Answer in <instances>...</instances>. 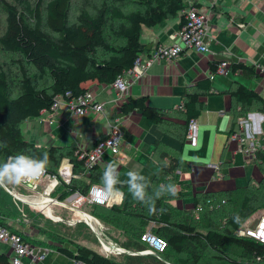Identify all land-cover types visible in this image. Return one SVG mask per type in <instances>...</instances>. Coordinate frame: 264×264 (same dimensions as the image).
I'll return each instance as SVG.
<instances>
[{
  "label": "trees",
  "instance_id": "trees-1",
  "mask_svg": "<svg viewBox=\"0 0 264 264\" xmlns=\"http://www.w3.org/2000/svg\"><path fill=\"white\" fill-rule=\"evenodd\" d=\"M0 6L5 14L0 33V142L7 145L0 147V163L20 153L36 158L47 153L46 171L54 175L64 158H69L77 176L70 183L61 180L52 196L66 201L76 193L87 195L91 185H103L101 176L105 168L97 164L89 170L84 168L83 160L76 154L78 147L39 146L27 140L23 122L51 109L59 96L71 100L85 93L87 81L113 83L124 69L133 65L137 56L151 51L141 40L143 28L175 17L188 5L185 0H81L73 10L72 0H0ZM184 21L183 13L181 25ZM219 64L212 63V72H217ZM229 70L258 73L253 65L243 62L230 63ZM211 89L210 78L199 80L184 96L183 107H176L186 119L183 138L190 120L197 119L204 109L202 97ZM232 94L236 100L232 111L235 123L228 135L236 122L246 117L247 108L257 105L264 113V97L256 90L239 83ZM134 110L142 112L162 130L180 135L178 123H163L170 109L150 105L147 95L129 96L118 114ZM259 136L262 139L264 131ZM256 156L264 164V148ZM161 157L156 175L147 179L149 194L161 184H174L177 171L191 169L190 161L182 153L170 154L164 149ZM223 164L220 161V166ZM115 191L123 194L122 201L110 205L90 203L95 214L92 215L101 223L97 231L102 238L134 254H105L69 237L73 249L64 243L62 235H53L60 241L55 245L39 243L37 239L34 242L32 237H27L28 240L55 247L90 264H264V244L236 233L249 217L264 209V177L219 195L205 194L196 198L191 208L172 204L173 196L164 194L155 201L154 213L133 199L126 183L117 184ZM34 207L43 210L42 206ZM19 209L0 186V222L8 225L10 217H21L23 213L27 216V210ZM148 231L167 241L163 252L142 253L149 248L142 239ZM10 263V256L0 251V264Z\"/></svg>",
  "mask_w": 264,
  "mask_h": 264
},
{
  "label": "crops",
  "instance_id": "crops-1",
  "mask_svg": "<svg viewBox=\"0 0 264 264\" xmlns=\"http://www.w3.org/2000/svg\"><path fill=\"white\" fill-rule=\"evenodd\" d=\"M185 2L187 8L197 4L209 17L207 52L202 53L183 45L178 57L153 62L146 73L135 79L122 96L112 83L87 81L84 86L94 91L96 102L102 105L101 110L91 108L85 114L78 115L65 104L57 110H43L39 116L23 122L26 139L39 146L66 145L88 149L97 139L106 136L114 125H119L122 131L120 150L117 153L105 152L97 165L105 168L109 162L116 164L120 183H126L130 170L152 179L158 171L162 160L161 151L164 149L170 154L182 153L190 161L191 169L187 172L179 170L174 176L177 192L170 202L179 207L191 208L195 199L205 194L219 195L246 186L249 181H260L264 177V164L257 161V156L246 159L236 142L228 143V132L235 123L232 111L236 100L232 90L239 83L256 90L264 97V0ZM183 13L184 10L155 26H145L141 35L142 42L151 48L160 44H172L176 41L172 35L181 29ZM224 60L229 61V65L239 62L253 65L258 73L244 74L243 71L231 70L227 73L212 72V63H221ZM207 78H210L212 89L202 97L204 109L197 117L199 141L198 145L193 146L188 142L186 134L182 137L186 119L177 108L187 91L199 80ZM141 95H147L148 103L152 106L170 109L163 123H178L181 130L179 136L162 130L139 110L126 115L118 114L121 105L129 96ZM244 119L249 123L252 133L262 134L264 113L257 105L246 109ZM237 123L238 121L234 127ZM229 147L231 151L227 150ZM220 161H224V164L215 169L212 164ZM256 169L263 173L261 177L254 174ZM251 170L252 175L249 174ZM79 195L76 193L69 198L76 199ZM122 196L121 192L113 191L111 204L120 203ZM54 205L52 204L53 207ZM76 208L79 209H71L84 215V219L86 216L95 218L100 224L96 217L82 210L81 205ZM52 216L58 217L55 214ZM89 224L94 227L93 223ZM96 232L98 233L97 230ZM67 246L74 249L71 243H67ZM102 247L105 250L103 244ZM93 248L98 250L95 246ZM120 248L127 250L121 246ZM0 251L9 256L12 254L7 243H0ZM128 251L109 253L134 254L133 251ZM26 261L31 259L27 257ZM32 264H73V258L51 247L44 260Z\"/></svg>",
  "mask_w": 264,
  "mask_h": 264
},
{
  "label": "built area",
  "instance_id": "built-area-1",
  "mask_svg": "<svg viewBox=\"0 0 264 264\" xmlns=\"http://www.w3.org/2000/svg\"><path fill=\"white\" fill-rule=\"evenodd\" d=\"M185 21L181 26V29L174 35L176 41L170 45L160 44L154 46L150 52L142 53L135 59L133 65L127 69H124L112 83L120 96L124 95L128 91L129 85L135 80L140 78L146 73L148 67L155 61L170 60L178 57L184 47H192L199 52H207L209 50L208 34L209 23L208 15L198 6H191L184 10ZM179 40V41H178ZM183 42L182 44L180 43ZM229 67V61L224 60L219 64L217 72L227 73ZM69 94V93H68ZM63 104L69 106L74 113L83 115L88 112L89 109L94 108L101 110L102 105L96 102L95 93L93 90L88 89L85 93L81 94L77 98L66 100L62 96L56 98L51 109L57 110ZM183 103L178 105V108H182ZM250 125L244 118L240 119L234 128V130L228 135V143L236 142L239 149L244 153L246 159H252L257 155V152L264 148V137L261 139L258 134H254L250 131ZM188 142L196 146L199 141V122L196 118H192L188 125V131L186 134ZM122 145V131L119 125H114L110 132L99 139H97L91 147L88 149H80L76 152L79 159L83 160V166L87 170L91 169L94 165L98 164L102 159V155L105 152L117 153ZM215 169H219L220 163L212 164ZM74 174V165L69 158H64L59 169L58 174L51 175L47 171L38 180L28 181L24 184L35 194L46 195L51 198L49 202L51 205H60L76 209L83 203H94L99 205H110L112 202V192H105L104 186L99 184H93L90 186L87 195H79L71 204L66 201H61L58 198L52 196L53 191L63 180L66 183H70ZM51 183V187L49 186ZM43 186V190L40 191V187ZM37 195V196H39ZM19 198V196H18ZM197 210H201L198 206ZM8 225L12 226V223ZM0 222V243H7L10 245L12 254L10 255V264H32L33 262H40L44 260L51 247L40 246L29 241L27 237L28 233L19 229V231H13ZM18 229V228H17ZM238 235L250 237L264 244V209L261 217L257 218L249 225H245L237 232ZM27 238V239H26ZM142 239L148 243L149 248L142 251V253L157 254L163 252L168 244L167 241L156 234L148 231L143 234ZM116 252V251H115ZM108 254V251H105ZM30 258L31 261H26V258ZM73 264H90L83 260L73 259Z\"/></svg>",
  "mask_w": 264,
  "mask_h": 264
},
{
  "label": "rangeland",
  "instance_id": "rangeland-1",
  "mask_svg": "<svg viewBox=\"0 0 264 264\" xmlns=\"http://www.w3.org/2000/svg\"><path fill=\"white\" fill-rule=\"evenodd\" d=\"M80 2L81 0H72L73 10L79 7ZM4 24H5V14L0 6V33L2 31V27L4 26ZM227 150L231 151V147L227 148ZM249 174L251 175L253 174L252 170L251 173ZM254 174L260 177L263 175V173L259 169L254 170ZM2 188L6 191V193H8V195L11 196V198L14 199L16 206L20 208L19 211L23 212L24 210H27L28 214H30V216H28V214L26 216V214L23 213L21 217H10L8 218L9 223H12V226H15L16 228L21 229L24 232H27L28 235L32 237L31 239L34 242H36L35 239H37L39 243L55 245L56 242H60V241H57V239L54 238L53 235L54 236L62 235L64 239V243H68L70 241L69 237H71L76 240H81L84 243L95 246L98 250H100V252L102 251V253H105V250L108 252H115V251H111L110 249H105V247H104L105 250H103L102 244L104 242L101 244L100 237L102 238V236L101 233H99V230L97 233L93 229V227L85 221L84 215L75 213V210H72L70 207L54 205V207L52 206L53 209L52 214L51 213L49 214L45 206L36 204V206L37 205L42 206L43 210L37 209L36 207H34V204L25 202L18 198L19 194L26 195L28 197L30 196V198L38 197L37 195H39V194H35L34 191H31L29 188H27L24 183L20 185L9 184V187L5 185L2 186ZM42 190H43V186L40 187V191ZM39 196L42 197L43 195H39ZM74 199H75L74 197H71L68 198L66 201L68 203L70 202L69 204H71V202L74 201ZM19 203H22V205ZM81 206H82V210H85L87 213L94 214L93 207L90 203H83ZM261 212L262 210H259L256 213H254L251 217H249L248 220L244 223V226L245 225L247 226L252 222H254L257 219V217L258 218L261 217L262 215ZM53 214H55L60 218L54 219L55 217L52 216ZM36 223L38 225H36ZM96 226H98L96 227L97 230L99 227H101V223L96 224ZM42 229L47 231V233L46 234L42 233L41 231ZM102 239L107 242L106 239L104 238Z\"/></svg>",
  "mask_w": 264,
  "mask_h": 264
},
{
  "label": "clouds",
  "instance_id": "clouds-1",
  "mask_svg": "<svg viewBox=\"0 0 264 264\" xmlns=\"http://www.w3.org/2000/svg\"><path fill=\"white\" fill-rule=\"evenodd\" d=\"M6 146V144L0 142V147ZM47 164V153H44L41 158L23 153L9 156L5 162L0 163V186L20 185L28 181L38 180L45 174ZM127 177L126 184L133 199L145 204L150 213L156 211L155 201L161 196L164 194L176 195L177 189L172 183L161 184L152 194H149L147 191L149 182L144 175L135 170H130ZM101 181L105 192L111 193L116 190V185L120 183L116 164L109 162L105 165Z\"/></svg>",
  "mask_w": 264,
  "mask_h": 264
},
{
  "label": "bare ground",
  "instance_id": "bare-ground-1",
  "mask_svg": "<svg viewBox=\"0 0 264 264\" xmlns=\"http://www.w3.org/2000/svg\"><path fill=\"white\" fill-rule=\"evenodd\" d=\"M49 186L51 187V183H49ZM19 198L22 199L25 202L28 201V202H30V203H32L34 205L40 204V205L45 206V208L48 210L49 214L50 213L52 214V212H53L52 205L49 203L51 201V198H50V196L48 194L43 195L42 197L38 196V197H32V198H30V196L28 197L26 195L19 194ZM76 209H79V208H76ZM54 219H58V217H55ZM85 219H86V221L88 223H93L95 229H96V227H98V226H96V224H98L99 222L95 218L93 219L92 217H87L86 216ZM103 242L102 243L104 244L105 249H110L111 251H121V250H123V248H120L119 246L115 245L111 241H109L110 243H107L106 241L103 240Z\"/></svg>",
  "mask_w": 264,
  "mask_h": 264
},
{
  "label": "water",
  "instance_id": "water-1",
  "mask_svg": "<svg viewBox=\"0 0 264 264\" xmlns=\"http://www.w3.org/2000/svg\"><path fill=\"white\" fill-rule=\"evenodd\" d=\"M11 192V191H10ZM20 199V198H19ZM22 200V199H21ZM28 202V201H27ZM30 203V202H29ZM86 221V220H85ZM88 223V222H87ZM89 224V223H88ZM93 227V226H92ZM93 229L96 231V229L93 227ZM100 240L103 242V239L100 237ZM119 252H129L128 250H121Z\"/></svg>",
  "mask_w": 264,
  "mask_h": 264
}]
</instances>
